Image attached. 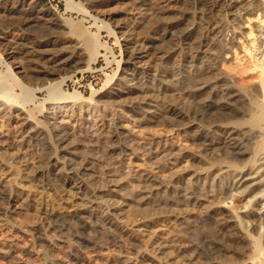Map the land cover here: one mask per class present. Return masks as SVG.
Listing matches in <instances>:
<instances>
[{"label": "rangeland", "instance_id": "rangeland-1", "mask_svg": "<svg viewBox=\"0 0 264 264\" xmlns=\"http://www.w3.org/2000/svg\"><path fill=\"white\" fill-rule=\"evenodd\" d=\"M162 1L154 6L151 20L140 26L137 13L144 8L142 0H0V61H6L0 62V76L8 73L10 65L26 86L25 91L14 90L15 94L35 91L27 108L34 123L44 124L48 142L45 153L38 146L21 148L28 151L26 162L8 166L0 162V186L11 187L24 211L12 217L8 214L11 223L0 216V240L8 238L31 249L30 254L18 249L13 256L0 255V264H47V257L68 264H121V259H130L132 264H264V249L260 260L255 251L264 245V181L248 188L264 177V121L258 127L250 124L251 117L264 109V70L258 67L264 50V0H244L245 9L236 18L217 7L219 0ZM42 3L62 26L46 29L30 17V11ZM172 27L174 33L164 38ZM25 37L34 41L36 52L17 50ZM154 38L164 40L159 44L161 55L133 60L136 47ZM196 56L210 68L201 77L185 66V61ZM53 60L74 66L65 67L61 75L41 74ZM132 60L147 69L140 70L133 82L141 90H122L118 98L109 99L106 94L126 77L122 69ZM79 62L84 64L78 67ZM114 75L110 89L104 88ZM202 81L209 87L197 91ZM54 90L59 98L75 94V102L82 104V109L75 102L65 104L62 110L66 117L61 120L70 131L79 123L84 126L88 117L91 125L104 126V130L90 136L73 133L68 146H59L43 117ZM228 91L232 98L225 101L239 108L231 105L235 112L222 121L202 120L198 110L204 101L211 94L222 98ZM171 109L180 116L170 115ZM0 114V130L14 133L19 129L8 109ZM116 119L131 130L126 137L109 132ZM184 124L193 128L186 129ZM203 133L209 137L206 144L197 140ZM228 135L236 137L231 144L247 152L234 156L226 150ZM123 143L135 154L145 153L150 166L159 169L143 173ZM70 150L76 157L66 154ZM162 150L175 154L164 157ZM43 155L59 161L71 157L73 162L52 166L49 160L38 158ZM69 164L89 169L90 175H72ZM246 179L253 181L236 186ZM86 209L94 213L95 221L105 222L108 230L96 247L85 250L81 260L70 255L66 246L48 250L32 233L24 236L15 231L14 226L24 220L48 228L57 217ZM185 222L193 224L191 230ZM76 228L71 223L65 230L56 229L60 233L54 229L52 233L70 236L76 243L72 236ZM91 236L100 238L97 232ZM111 236L118 241H107Z\"/></svg>", "mask_w": 264, "mask_h": 264}, {"label": "bare ground", "instance_id": "bare-ground-1", "mask_svg": "<svg viewBox=\"0 0 264 264\" xmlns=\"http://www.w3.org/2000/svg\"><path fill=\"white\" fill-rule=\"evenodd\" d=\"M142 1H143L144 8L142 10H140L138 13L135 12V13H137V15L139 17L137 19L139 20L138 24L140 26L147 24L149 22V20H151V18L153 17V13H155L154 12V10H155L154 6L159 4V3H161V2H163L162 0H142ZM216 4H217V7H219L220 10H222V12H224L225 15H227L228 17H235L239 10L244 11V9H245L244 0H219ZM165 10L168 12L171 9L170 8H166ZM255 10H256V8H255ZM8 11L11 12V14L14 13V11H12V9H8ZM19 12H22V11L19 10ZM29 15H30V17L33 18V20L38 21L46 29L51 28V27L62 26L60 24V21H59L58 17H56V15L53 12H51V10H50V8H48L47 4L42 3L41 7L38 10H36V9L33 10V11L31 10ZM173 28L174 27L170 28L169 31L165 32L164 38L165 37L167 38L170 35H172V33H174ZM19 41H21V42L17 43V50H21L24 54H30V52H36V47L37 46H34V44H33L34 41L33 40H32L33 41L32 42L29 38L25 37L23 39L21 38ZM163 41H164L163 38H162V40H157L155 38L153 40L152 39H150V40L147 39L144 42V46L143 47H141V45H138V48L136 47V52H137L136 55L137 56H135L133 60L145 58V55L158 57L159 55H161V50L159 49V46H160L159 44L161 42H163ZM256 48L260 51L259 47H256ZM261 48H262V46H261ZM96 50H98V49L96 48ZM13 52H15V49H13ZM260 52H261V55H260V58L258 60H260L262 63L260 65H258V67L259 68L261 67L262 70H264V67L261 66V65H264V50H262ZM259 53H256V54H259ZM96 56H97V54H95V57ZM200 59L196 56L194 58L192 57V59H189V60L185 61V66L187 68H189V69L190 68L193 69L196 72V74H198L199 77H201V75H205L206 72H208V70H210V68L206 67L207 63L205 64ZM133 60L128 63L127 67H124L123 69L121 68L123 72L126 71L127 75H126V77H124V75H123L120 79H118V82H117L118 87L114 88V90L112 89V91H110V92H108L106 94V95H108L109 99L118 98L119 95H120V92H122V90H130V88H134L135 90H141L140 88H137L136 86H134L136 84H133V82L136 80V74H138V72L140 70L143 71V70H147V69H145L142 65H140V62H138V61L133 62ZM93 61H94V56H92L89 59V61L87 62V65H86L87 69L91 68V65H92ZM0 62L1 63H3V62L6 63V61H3V60L0 61ZM82 64H84V62L76 63V65H78V67L80 65H82ZM67 66H69V68L74 66L73 62H71V64L69 62L66 66H63L62 63H58L57 60H53L51 62V65L48 66L46 69H43V71L40 72V73L44 74L47 77L61 75L62 72L65 71V67H67ZM8 67H9L8 71H7L8 73L5 76H3V77L0 76V113H2L4 110L8 109L9 112L11 113V119L12 120H16L17 123L19 124L18 125L19 129L17 131H15L14 133L7 132L4 129L0 130V162L2 163V166L3 165L4 166L12 165L13 163L20 164V163L26 162L27 159H28V155L26 153L28 151L25 150L26 152H23L24 150L21 151V148H23V149H28L29 148V150H31V149H35L38 146L43 152H44V150H46V148H48L47 147V143L48 142L46 141V129H44V127H43L44 124L41 123L40 121H37V122L35 121V123H34L32 121V115L33 114L31 112V110H29L27 108L28 105L32 102L33 97H35V93H34L35 91L34 92L30 91L26 95H20V94L16 95L14 90H17V88H20L21 91H25L26 90V86H25V83H23L22 80L17 76V74L13 73V67H11L10 65ZM78 67H76L75 69L77 70ZM205 69L207 70L206 72H205ZM262 72H264V71H262ZM117 73L118 72L116 71L115 75ZM115 75H114V77H111V78H109L107 80L104 88H109L110 89L111 83H112V81H114L113 79H115ZM72 76H70V77H72ZM196 76L194 75L195 79H196ZM66 78H68V77H66ZM66 78H65V80H66ZM56 83H58V82H56ZM60 83H62V82H60ZM114 85H116V84H114ZM58 87H60V86H58ZM208 87H209L208 83L202 81L201 83L198 84L196 90L197 91H204ZM57 90L59 92L60 89H57ZM223 95L224 96H222V98H216V95L214 96V94L213 95L211 94V97H209L207 100L205 99L206 101H204L202 106H200V110H198V115L200 116V118L202 120L205 119L209 123H214V122H218V121L224 120V118H226L227 116H229L230 114L235 112V109H233L232 106H231V105H235V104H231V101L229 102L228 100L225 101V99L232 98V95L229 93V91L227 93L223 94ZM59 96H61V97L59 98L56 90H54L53 91V95L51 97V101L52 102L55 101V102L52 103L50 101L51 102V103H49L50 106H49L48 109H46V113L47 114L43 115V117H46L45 119H47V122L45 123L46 124L45 127L48 129L50 134L56 136L59 139V142H60L59 146H63V147L68 146L69 142L71 141L70 138L72 137L73 133L85 132L88 136H90L91 134H95L94 131L104 130L103 129L104 126L101 127V126L95 125L94 123L92 124L93 125L92 126L91 125V121H90L91 119L88 117V119H84L83 120L84 126L81 123H79L77 126H75L73 128V131H70V129L63 123V120H61V118L62 117H66V115L62 116L61 113H62V110H64L65 104H69V103L72 104L73 102H75V94H61ZM237 100H235V101H237ZM241 100H242V98L240 99V101ZM77 102H79V101H77ZM77 102H75L74 105L75 106L79 105L80 108H81L82 104L81 103H77ZM235 106H237V105H235ZM235 106H233V107H235ZM237 107L239 108V106H237ZM71 110H72V108H71ZM173 110L172 109L170 110V115H173L174 117L180 116V115H177L176 111L174 112ZM200 118H199V120H200ZM50 120H54V121L51 122ZM117 120L118 119H116V122L113 124L114 126L110 128L111 131H109V132L112 134L113 137L119 136V135H123L124 137H126L127 136L126 134L130 133L131 130H129L127 126L120 124V122H118ZM262 121H264V109H262L259 113L254 114L251 117L250 124H251L252 127H258V126H260ZM176 124H178V123H176ZM96 126L99 127V128H96ZM178 126H180V125H178ZM184 127H186V129H189V130L193 128L192 125H190V124H187ZM208 138H209L208 135L206 133H203V134H200L198 136L197 140L200 142V144H206V142H208ZM235 138L233 137V135H228L227 138H225V140H227L228 142L225 143L224 147H226L227 148L226 150H229L231 152V154L234 155V156H236V155L240 156V155L245 154V152H247V151H245L246 149L244 150L243 147L231 144L235 140ZM237 143L239 144L240 142H237ZM122 147L126 151H129V152L131 151V153H133V155H134L133 160L136 163L135 167L142 168V172L143 173H145V174H150V173H153V172L155 173V171L159 169L157 167H153L155 165L150 166L151 165V161L149 160V158H147L145 153H143V154H135L132 151L131 147L127 143L126 144L123 143ZM60 150H61V148H60ZM262 150H264V143L262 145ZM122 152H124V151H122ZM161 152L164 153V155H163L164 157H167V156L170 157V155L174 156V154H175V153H173V154L166 153L165 150L160 151V153ZM47 153H49V152H47ZM66 154L70 155L73 158H74V156L76 157V153L73 150H70V151L66 152ZM71 157H68V158L65 157V158L62 159V161H59L58 159L53 157V155H48V156H44L43 155V156H40L38 158L40 160H42V159L49 160V162H51L52 166H56L55 165L56 163H61L62 164L63 162H65V163L73 162L72 161L73 159ZM54 161H56V162H54ZM67 168H68L67 169L68 172L71 173L74 176L80 175V176H82L84 178L85 176H89L90 175V174H88V172L90 171L89 169L80 170L78 167L75 168V166H73V164L72 165L69 164V166ZM145 176H147V175H145ZM261 176H264V173ZM251 180L252 179H246L243 182H240L241 181L240 180L236 184V186L242 187L243 185H247V182H249V184H250ZM263 181H264V177L261 179V181L259 183L250 184L248 186V188H251L252 186H257V184H260ZM114 185H116V184H114ZM185 193H186V191H185ZM178 196H180V195H178ZM191 196H193V195H191ZM196 197H197V195H196ZM184 198L186 199V197H184ZM258 198L259 197H257L256 199H258ZM83 206H84V204H83ZM88 206H90V205H88ZM8 214H11V217H12V215H18V214L22 215V214H24V211L20 207V201L16 198V195H14L12 193L11 187L9 185H1L0 186V216L6 218L8 223H11L12 218ZM93 214L91 213V211H88L87 209L86 210H82V211L79 210V212L76 211V213L70 214V215L66 214L67 216L57 217L54 220V225H50L49 224L48 228L46 226H44V224H42V223L30 224L29 222H27L25 220L22 221L20 224H18V222H17L18 225L14 226V227H15V231L17 233H19V235L23 234L24 236H26L29 233L30 234L32 233V235L35 237V240L44 243L48 247V250H49V248H53V247H65L66 246L67 249H68V253L70 255L74 256V258H76V259L81 260V259L84 258L85 250L87 248H91L92 249L93 247H96L95 245L99 244L100 240L104 238L103 232L106 233V231L108 230L107 227L103 226V225H105V222L102 225V223L95 221V216ZM183 219H185V218H183ZM49 220H50V218H49ZM96 220H98V219H96ZM263 222H264V219H263ZM51 223H53V222H51ZM71 223H73V224H75L77 226V228L74 230L75 232L72 233L73 239H75L76 243H73L72 241H70L68 239L70 236L68 238H66L65 236H61L60 234L57 235L58 233L56 234V232H55V234L52 233L53 229L54 230L61 229L59 231H62V229L65 230L66 227L68 228ZM185 224L189 228L193 227V224H191L189 222H185ZM11 226H13V224ZM190 230H191V228H190ZM59 231H57V232H59ZM92 232H97L99 234L100 238H95L94 236L92 237L91 236ZM109 240L111 242L116 243L118 241V238L116 236H111V237L108 238L107 241H109ZM0 242H1V245H2V247H0V255L13 256L15 252H19L18 249L22 253L30 254V250L31 249H29L27 246L18 245L14 240H11V239H8V238H4L3 240H0ZM263 249H264V245H262V244L258 245L257 248L255 249V251L259 254L258 260L263 258V256L261 255V253L263 252ZM48 253H49V251H48ZM134 255L135 254H133V256ZM114 260H116V259H114ZM255 260L256 259H254V261ZM120 261H121V264H132L130 259H121ZM46 262H47V264H68L63 259H61V260L58 259V257L57 258H54V257L53 258H49V257H47L46 258ZM255 262H258V261L256 260ZM116 264H118V263H116Z\"/></svg>", "mask_w": 264, "mask_h": 264}]
</instances>
